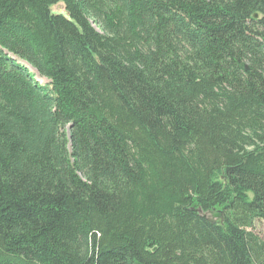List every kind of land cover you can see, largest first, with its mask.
Instances as JSON below:
<instances>
[{
    "label": "trees",
    "instance_id": "trees-1",
    "mask_svg": "<svg viewBox=\"0 0 264 264\" xmlns=\"http://www.w3.org/2000/svg\"><path fill=\"white\" fill-rule=\"evenodd\" d=\"M257 219L264 0H0V264H264Z\"/></svg>",
    "mask_w": 264,
    "mask_h": 264
},
{
    "label": "rangeland",
    "instance_id": "rangeland-1",
    "mask_svg": "<svg viewBox=\"0 0 264 264\" xmlns=\"http://www.w3.org/2000/svg\"><path fill=\"white\" fill-rule=\"evenodd\" d=\"M52 9L54 11H61V10H64V6H63V3L59 2L55 5L52 6ZM94 26L98 29V30H101V28L98 26V24L94 23ZM31 71H34L33 69H31ZM37 79L42 83H46L48 80L44 77H41V76H38L37 75ZM253 229L255 232H257L262 238H264V221L263 220H260V219H257L255 222H254V225H253Z\"/></svg>",
    "mask_w": 264,
    "mask_h": 264
},
{
    "label": "water",
    "instance_id": "water-1",
    "mask_svg": "<svg viewBox=\"0 0 264 264\" xmlns=\"http://www.w3.org/2000/svg\"><path fill=\"white\" fill-rule=\"evenodd\" d=\"M54 11V10H53ZM55 12V11H54ZM61 13H64V10L59 11ZM254 16H257V13H254ZM30 69H33L32 67L29 66ZM34 70V69H33ZM37 78V76H36ZM204 216H211V217H221L222 216V211L217 210V209H211L208 212L202 213Z\"/></svg>",
    "mask_w": 264,
    "mask_h": 264
}]
</instances>
